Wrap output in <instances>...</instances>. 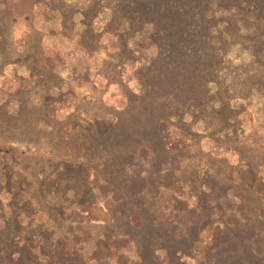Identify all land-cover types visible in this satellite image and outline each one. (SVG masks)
Listing matches in <instances>:
<instances>
[{
  "label": "rangeland",
  "instance_id": "374dc122",
  "mask_svg": "<svg viewBox=\"0 0 264 264\" xmlns=\"http://www.w3.org/2000/svg\"><path fill=\"white\" fill-rule=\"evenodd\" d=\"M120 2L0 0V41H5L0 48V113L5 106L11 116L17 112V100L24 99V93L29 101L25 103L29 119H23L24 112L20 118L16 116L18 122L11 125V134L0 141V148L8 150L0 156V184L6 183L0 186V199L8 203L12 186L20 194L15 202L20 208L16 211L21 212L17 242L26 253L33 245V253L39 251L40 244L31 242L38 239L32 230L39 227L37 218L44 217L41 210L57 206L67 195L64 206L68 210L79 209L89 222L101 224L100 228L84 226L81 233L89 236L85 249L95 258L92 264H136L133 248L125 240L119 242L118 249L108 242L110 232L102 225L109 220L107 190L98 184L96 202L87 195L101 154L84 148L96 131L115 128L116 116L128 126L129 95L141 97L145 92L138 69L156 58V50L147 40L152 27L133 31L127 21H112ZM254 10V5L235 8L210 1L197 26L206 30L208 42L221 58L218 86L210 87L209 100L172 115L167 123L168 148L183 161L182 173L168 182L170 197L213 214L199 249L214 245V221L219 220L215 203L203 200L199 206L197 202L201 181L208 173L231 186L229 193L235 202L249 200L264 213V94L253 87L249 95L250 85H260L263 78L259 68L264 67V54H258L260 49L264 51L259 47L264 46V21ZM44 73L50 81L47 89L41 86ZM37 91L40 99L34 95ZM35 102L42 103V108H32ZM22 126L23 130H14ZM29 136L36 143H17ZM20 153L27 156L28 166L15 162L21 160ZM32 174H37L36 182ZM39 189L43 197L37 195L31 203V195ZM32 214L34 221L29 219ZM53 233L58 237L54 235L50 242L56 246L61 235L53 230H47L46 235ZM61 246L67 252L70 242ZM156 257L160 264L165 263L164 254L158 252Z\"/></svg>",
  "mask_w": 264,
  "mask_h": 264
},
{
  "label": "trees",
  "instance_id": "16d2710c",
  "mask_svg": "<svg viewBox=\"0 0 264 264\" xmlns=\"http://www.w3.org/2000/svg\"><path fill=\"white\" fill-rule=\"evenodd\" d=\"M210 1L212 0H121L112 20L127 21L133 31H141L146 26L152 27L154 31L147 40L155 48L156 58L145 68L138 69L145 92L141 97L129 95L128 126L119 115L115 117L118 119L115 128L104 132L96 131L94 137L87 138L88 145L84 148H89L94 154H101V164L96 166L97 175L92 180L87 195L92 202H96L93 199L98 191V184L105 186L108 200L105 209L109 220L102 225L110 232L106 237L117 249L122 240L130 244L136 264H160L156 257L158 252L164 254V264H264V213L259 205L254 206L249 200L235 202L229 193L231 186L208 173L201 181L202 191L196 195L197 202L199 206L203 200L215 203L219 220L214 221L217 222L214 245L199 249L202 237L212 223V212L186 206L184 200L170 197L172 190L167 187L169 181L182 173L183 168V161L176 152L168 148L167 123L172 115L186 113L194 105H202L209 100L210 87L218 86L219 82L221 58L208 42L206 30L197 26V19ZM219 1L235 8L254 5L256 16L264 21V0ZM4 42L0 41V48ZM259 47L264 48L260 44ZM259 53L258 56L263 55L264 51L260 49ZM259 70L262 71L263 78L260 85H250L249 95L253 94V87L264 94V67ZM43 79L41 86L47 89L46 84L50 81L46 80V73L43 74ZM34 95L40 99L38 91ZM25 96L24 93V99L17 100L18 111L13 112L12 116L8 106L0 113V141L6 140L11 134V125L18 122L16 116L20 118L24 112L23 119H29L25 108V103L28 104L29 101ZM42 106L40 102L32 103V108L36 110ZM13 107L15 109L16 106ZM44 123L42 120V125ZM36 126L39 127L40 123ZM15 129L23 130V126L14 127ZM25 137L17 140V143H36L30 136ZM3 152L7 154L8 150L0 148V156L4 157ZM18 155L21 160L15 159V162L28 166L27 156L23 153ZM32 180L36 182L37 174H32ZM90 180L91 177L88 178L89 182ZM79 181L87 183L85 179ZM4 185L6 183L0 184L2 187ZM12 188L13 186L7 195L8 203L0 199V264L95 262V258L87 254L85 249L89 236L82 237L81 233L84 226L100 228L97 226L101 224L89 222L79 209L68 210L64 206L68 203L67 195L62 197V203L57 206H44V210H41L44 217L37 218L40 221L39 227L32 230L38 239L31 242L40 244L39 251L33 253L35 245L30 247L31 253L21 251L17 242L21 212L16 211L20 208L15 205L20 194ZM21 190L24 193L28 191ZM37 195L42 196L41 189L31 195V203L36 201ZM29 207L33 208L32 205ZM11 209V213L5 212ZM34 217L36 216L29 219L34 221ZM212 227L210 225L209 230ZM47 230L60 232L61 239L55 241L56 246H52L53 242L50 240L54 235L58 236L54 233L46 235ZM66 242H70V249L63 252L61 245Z\"/></svg>",
  "mask_w": 264,
  "mask_h": 264
}]
</instances>
